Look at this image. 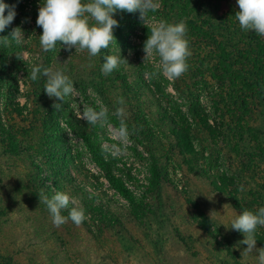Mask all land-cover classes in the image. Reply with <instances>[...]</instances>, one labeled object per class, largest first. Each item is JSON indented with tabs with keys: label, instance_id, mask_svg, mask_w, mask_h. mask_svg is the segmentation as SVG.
I'll return each instance as SVG.
<instances>
[{
	"label": "rangeland",
	"instance_id": "obj_1",
	"mask_svg": "<svg viewBox=\"0 0 264 264\" xmlns=\"http://www.w3.org/2000/svg\"><path fill=\"white\" fill-rule=\"evenodd\" d=\"M208 1L180 0L188 4L190 14L184 22H194V33L200 27L209 29L202 22H216L218 15L238 7L237 0H212L210 5ZM3 2L16 5L17 15L0 36H10L21 27L25 40L19 46L14 42L0 46V264H257L255 255L242 257L247 245L238 242L244 236L230 227L244 210L264 207V159L258 154L264 136L250 142L248 135L242 143L234 129L225 127L204 143L208 130L194 121L187 123L192 118L185 100L175 91L174 79L157 70L158 57L143 61L149 29L139 12L124 16L118 11L114 16L119 21L114 29L117 42L89 57L87 51L75 53V48L68 51L59 43L55 51L41 48L42 28L36 24L41 0ZM158 3L161 9V0ZM148 18L150 25L165 20L162 10L149 12ZM205 45L190 44L188 65L206 75L215 89L211 78L215 60L207 56L213 47ZM110 54L121 55L128 63L105 76L101 67ZM36 65L64 70L84 103L98 107L99 102L108 108L113 128L93 127L77 118L76 112L83 110L79 97L49 98L44 92L46 78L28 77L29 68ZM192 75L193 70H187L180 77L185 90L186 84L193 83ZM54 103L62 105L59 111ZM202 103L213 110L211 98L205 96ZM118 107L124 108L129 129L139 125L142 130L147 120L162 136L152 145L162 163L163 199L156 201L150 191L147 205L152 206L138 215L117 186L127 185L140 197L149 185L151 159L130 135L127 143H121L115 134V119H119L111 114ZM161 107L196 138L197 155L187 153L186 142L181 146L175 138L179 126L166 119ZM113 145L120 149L115 157ZM240 148L246 159L238 153ZM226 168L234 183L223 191L216 188L214 175ZM41 191L49 198L56 191L75 197L87 219L79 227L70 220L55 227L46 205L40 203ZM158 206L164 220L157 216ZM255 239L256 248H264V227L257 229Z\"/></svg>",
	"mask_w": 264,
	"mask_h": 264
},
{
	"label": "clouds",
	"instance_id": "obj_2",
	"mask_svg": "<svg viewBox=\"0 0 264 264\" xmlns=\"http://www.w3.org/2000/svg\"><path fill=\"white\" fill-rule=\"evenodd\" d=\"M239 11L235 13L241 30L255 32L264 37V0H237ZM159 8L158 0H41L36 24L42 28L39 36L41 48L45 51H55L57 44L75 53L87 51L89 57L97 56L103 49H109L116 41L114 29L119 21L114 18L119 12H139L140 19L149 29L144 42L145 53L143 61L154 56L158 57L157 70L168 79H178L188 70V58L191 57L190 42L187 38V25L181 20L169 23L161 20L156 25H150L148 13ZM7 15H5V11ZM17 15L16 5L9 6L0 0V32L10 25ZM25 34L21 27L12 30L10 36H0V46L8 47L13 42L22 45ZM143 62V63H144ZM128 63L121 55H106L101 67L103 75L107 76L117 70L121 64ZM43 76L46 78L44 92L49 98L65 101L66 98H80L83 105L81 112H76L79 119L85 120L93 127L112 129L109 110L97 102L98 107L89 106L83 102L74 82L64 70L53 69L43 65L29 68L31 80L36 81ZM119 103L124 104L123 98ZM62 105L54 103L53 108L59 111ZM124 108L118 107L111 114L119 119L115 134L121 143H127L129 131L123 119ZM120 149L113 145L111 155H119ZM240 190L243 191V185ZM40 203H44L51 217V222L57 228L69 220L80 226L86 219V211L77 205L76 198L63 191H56L51 198L43 191L39 193ZM67 211V216L62 213ZM214 212V211H213ZM213 212L210 213L212 217ZM264 227V207L257 210H244L231 222V230L243 234L244 239L239 245H247L241 252L242 257L255 255L257 264H264V248H256L255 235L258 228ZM258 253V255L256 254Z\"/></svg>",
	"mask_w": 264,
	"mask_h": 264
},
{
	"label": "trees",
	"instance_id": "obj_3",
	"mask_svg": "<svg viewBox=\"0 0 264 264\" xmlns=\"http://www.w3.org/2000/svg\"><path fill=\"white\" fill-rule=\"evenodd\" d=\"M211 3L212 0H209L208 4L210 5ZM187 5L181 3L180 0H175L174 2L172 0H161L162 8H158L156 12L162 10L165 18L164 21L169 23H174L173 20L175 22L184 21L190 14V11L186 7ZM237 11H239L238 7L235 11H230L226 15L223 13L222 15H218L216 22H202V26L207 25L209 29L201 31L203 28L200 27L196 33L193 32L196 27L191 26L194 22L189 21L186 24L188 29L187 38L190 44L196 41L200 46L206 44L209 47H213L209 49L207 56L212 55L209 59L215 60V65L211 71V78L217 86L215 89L209 86L206 75H201V72L194 70L193 67H188V70H193L191 77L193 83L185 85L187 86V90L183 87V79H174L173 83L179 98L181 95L184 98L188 108L187 112L192 118L191 123H187L191 125L194 121L195 124L208 130L209 136L207 135L205 138H202L204 143L208 141V138L213 136L211 134L219 132L217 130L218 128L223 130L225 127L234 129L237 132V138L242 143L247 141L246 137L248 135L250 142L251 140L258 141L259 135L264 136V37L258 36L255 32L241 30L235 17ZM122 13L124 16L132 14L127 12ZM210 17L214 18L211 15ZM206 45L205 48H207ZM188 60L187 63H190L189 58ZM144 84L146 87L149 86L146 79H144ZM157 86V89L160 90L161 87L158 83ZM149 92H152L154 94L153 96L156 97L155 92L151 91L150 87ZM205 96L206 98H211L213 110H208L203 107L202 101ZM222 105L226 109L221 108ZM161 108L165 111L166 119H169L175 125L179 126L180 122L175 119L171 112L163 107ZM115 124L118 127L119 120L115 119ZM142 124L144 126L142 130L139 125L130 126L131 129L127 128L131 138H134L137 144L145 147L146 154L151 159L148 166L149 185L146 186L147 190H142L141 195H139L140 197H138L134 195L133 191L127 185L117 186L121 194L131 203L137 215L138 212L144 213V210L146 212L149 206H152L151 204L147 205L150 198L148 196L150 191L155 195V199L158 202H162L164 195L162 163L158 160L159 157L155 146L152 145V141L161 140L162 136L155 133L154 127L147 120L142 122ZM146 128L147 131H143ZM176 132L175 138L180 142L181 146L184 141L186 142L187 153L197 155L200 149L195 147L194 141L196 138L191 135L189 129L179 126ZM137 133L142 134L138 135ZM214 137L216 138L217 136L214 135ZM145 141L148 142V145L147 143L146 145L149 148L144 145ZM241 149H239L238 153L242 155V158L246 159L247 154ZM258 151V154L264 159V148L259 146ZM99 162L102 164L100 159ZM201 166L199 165V167ZM204 168L202 167V170ZM218 173L214 175L216 177L214 184L217 189L225 191L226 188H230L234 183V177L228 174L227 168L221 172L218 171ZM158 208L156 212L160 218L161 214L164 213L160 211L162 209L161 207L158 206ZM237 208L240 209V206H237ZM160 219L164 220L162 218Z\"/></svg>",
	"mask_w": 264,
	"mask_h": 264
}]
</instances>
